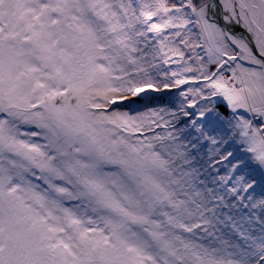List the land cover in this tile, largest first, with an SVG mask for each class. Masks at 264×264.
I'll return each mask as SVG.
<instances>
[{
	"label": "snow or ice",
	"instance_id": "snow-or-ice-1",
	"mask_svg": "<svg viewBox=\"0 0 264 264\" xmlns=\"http://www.w3.org/2000/svg\"><path fill=\"white\" fill-rule=\"evenodd\" d=\"M0 264H264V0H0Z\"/></svg>",
	"mask_w": 264,
	"mask_h": 264
}]
</instances>
